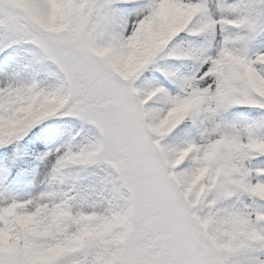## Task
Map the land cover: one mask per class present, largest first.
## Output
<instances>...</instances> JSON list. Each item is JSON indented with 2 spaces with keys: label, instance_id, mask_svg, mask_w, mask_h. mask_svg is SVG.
<instances>
[{
  "label": "snow or ice",
  "instance_id": "1",
  "mask_svg": "<svg viewBox=\"0 0 264 264\" xmlns=\"http://www.w3.org/2000/svg\"><path fill=\"white\" fill-rule=\"evenodd\" d=\"M0 264H264V0H0Z\"/></svg>",
  "mask_w": 264,
  "mask_h": 264
}]
</instances>
